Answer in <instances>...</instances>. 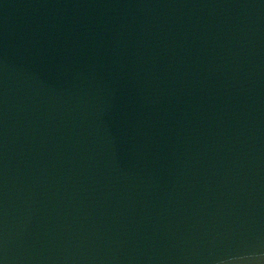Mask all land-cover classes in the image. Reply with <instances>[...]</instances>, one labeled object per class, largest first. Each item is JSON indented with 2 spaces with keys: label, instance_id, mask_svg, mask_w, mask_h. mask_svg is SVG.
Returning a JSON list of instances; mask_svg holds the SVG:
<instances>
[{
  "label": "water",
  "instance_id": "obj_1",
  "mask_svg": "<svg viewBox=\"0 0 264 264\" xmlns=\"http://www.w3.org/2000/svg\"><path fill=\"white\" fill-rule=\"evenodd\" d=\"M0 264H264V0H0Z\"/></svg>",
  "mask_w": 264,
  "mask_h": 264
}]
</instances>
